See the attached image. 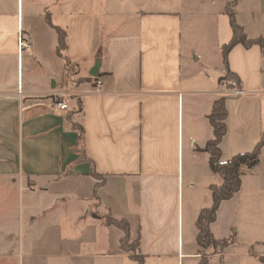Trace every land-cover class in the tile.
<instances>
[{
  "label": "crops",
  "instance_id": "1",
  "mask_svg": "<svg viewBox=\"0 0 264 264\" xmlns=\"http://www.w3.org/2000/svg\"><path fill=\"white\" fill-rule=\"evenodd\" d=\"M231 1L0 0V94L14 95L0 98V264H138L109 214L139 236L144 264H199L203 255L264 264V147L211 224L217 239L233 238L229 246L197 242L210 187L223 182L203 151L214 101L226 97L223 161L264 135V53L237 44L223 62ZM235 10L249 37H264V0H239ZM55 26L67 34L61 52ZM97 59L103 75L67 92L66 61L87 77ZM228 70L242 95L220 82ZM59 95L68 110L52 107ZM78 96L80 116L71 112ZM74 122L102 184L73 150Z\"/></svg>",
  "mask_w": 264,
  "mask_h": 264
},
{
  "label": "trees",
  "instance_id": "2",
  "mask_svg": "<svg viewBox=\"0 0 264 264\" xmlns=\"http://www.w3.org/2000/svg\"><path fill=\"white\" fill-rule=\"evenodd\" d=\"M238 2V0H234V3ZM226 11L230 17L232 29H233V37L230 42L225 44L222 48L223 62L226 66H228V55L231 49L237 44H242L246 47H249L253 44H258L264 53V37H249L245 32L244 28L237 22L236 12L230 10L226 7ZM56 30L59 32V43H60V52L67 45V34L63 29L56 27ZM66 66L70 65L69 61H66ZM77 70L72 73L71 78L74 79L73 85L79 84L80 82H94L98 80L103 73H100L99 76H87L80 77L77 75ZM69 78V77H68ZM230 79L236 80V87H242L240 79L228 70L227 74L220 78V82L226 83ZM69 83V82H68ZM227 87H234L231 84L227 83ZM82 104L81 100L77 98V106L72 113L82 112ZM228 115V110L226 107V97L222 96L217 98L214 101L212 110L208 114V118L213 130V137L207 142L206 147L203 151L209 153V165L211 170L214 173L219 174L223 182L220 185L212 184L210 189L212 192L213 203L209 207L203 208L199 216L197 218L196 226H197V242L202 248H210L213 247L224 250L229 246L230 242L233 238H224L217 239L214 233L211 230V224L216 220L217 211L220 204L224 200H228L236 194L242 185V176L245 172L255 166L262 155V149L264 147V135L262 136V140L258 143L256 148L252 151L239 153L233 156L231 159L227 161L222 160V152L220 149V143L224 136L227 133V124L226 119ZM74 128L79 131V142L77 145L73 147V150L78 153V161L79 160H90L86 155L85 148L82 144L84 140V127L80 123H73ZM92 164V175L98 178V184H102L104 182V175L100 173L96 169L95 162L90 160ZM106 220L108 223L115 224L119 226L124 232L125 237L122 240V247L127 251H135L139 246V236L131 241L132 237L130 235V224L126 219H118L113 217L111 214L107 215ZM131 241V242H130ZM219 250V251H222ZM134 254L135 259L138 264H144V258L140 254ZM210 257L207 255H203L199 264H209Z\"/></svg>",
  "mask_w": 264,
  "mask_h": 264
},
{
  "label": "built area",
  "instance_id": "3",
  "mask_svg": "<svg viewBox=\"0 0 264 264\" xmlns=\"http://www.w3.org/2000/svg\"><path fill=\"white\" fill-rule=\"evenodd\" d=\"M19 46L21 50H26L29 48V42L27 41L26 37L24 36V34H20V38H19ZM226 83L233 85L234 87L228 89V92L235 94V95H242L244 93V91L242 90V88L240 87H236V80L235 79H230L228 80ZM60 96V95H59ZM14 95L11 94H0V98H8L11 99L13 98ZM61 98L57 99L56 101H53L52 103V107L54 108V110L56 111H64V110H68V104L66 103V101L63 99L62 96H60Z\"/></svg>",
  "mask_w": 264,
  "mask_h": 264
},
{
  "label": "rangeland",
  "instance_id": "4",
  "mask_svg": "<svg viewBox=\"0 0 264 264\" xmlns=\"http://www.w3.org/2000/svg\"><path fill=\"white\" fill-rule=\"evenodd\" d=\"M238 1H239V0H238ZM237 3H238V2L234 3V0H232V1L227 5V8H229V9L232 10V11H236V10H235V6H236ZM68 68H69V71H70V73L68 74V77H69V78H68V80H67V81L69 82V83H68V86H69V87L66 89V91H67V92H70V94H73V92L75 91V89H74L75 86L73 85V81H74L75 78L72 79V78H71V75H72V73H74V72L77 70V67L75 66L74 63H72V64L70 63V65H68ZM68 96H69V95H68ZM79 97H80V96H78V98H79ZM65 98H66V102H67V99H68V98H67V97H64V99H65ZM76 113H77V112H76ZM78 114H79V113H78ZM79 116H80V114H79ZM79 116H78V117H79ZM96 215H97V213H96ZM106 216H107V215H106ZM133 240H134V239L132 238L131 241H133ZM131 241H130V242H131ZM212 249H214V248L212 247ZM219 250H222V249H219V248H215V249H214V251H219ZM136 251H137V250H136V248H135V253H136Z\"/></svg>",
  "mask_w": 264,
  "mask_h": 264
},
{
  "label": "water",
  "instance_id": "5",
  "mask_svg": "<svg viewBox=\"0 0 264 264\" xmlns=\"http://www.w3.org/2000/svg\"><path fill=\"white\" fill-rule=\"evenodd\" d=\"M100 66H101V60L100 59H97L94 67L92 68V70L90 71V75L91 76H94V77H97L99 76V71H100Z\"/></svg>",
  "mask_w": 264,
  "mask_h": 264
}]
</instances>
